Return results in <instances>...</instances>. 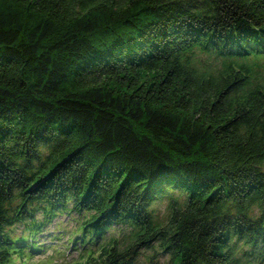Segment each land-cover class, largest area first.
I'll return each instance as SVG.
<instances>
[{"label": "trees", "instance_id": "obj_1", "mask_svg": "<svg viewBox=\"0 0 264 264\" xmlns=\"http://www.w3.org/2000/svg\"><path fill=\"white\" fill-rule=\"evenodd\" d=\"M261 59L264 0H0V264L64 214L87 264H264Z\"/></svg>", "mask_w": 264, "mask_h": 264}, {"label": "rangeland", "instance_id": "obj_2", "mask_svg": "<svg viewBox=\"0 0 264 264\" xmlns=\"http://www.w3.org/2000/svg\"><path fill=\"white\" fill-rule=\"evenodd\" d=\"M193 60L196 65L202 69H208L210 71H217L221 64V59L215 57L214 54L205 52L202 50H195L192 53ZM257 64L264 71V59L258 60ZM178 193H176L177 195ZM180 195V194H179ZM14 202L13 204H15ZM170 199L166 198L157 201L152 204L151 209L154 218L161 223H167L170 217ZM38 217H41L38 215ZM68 216L66 214L59 216L53 222L46 225V228L41 233L36 234V239L40 243H45L44 246H40L35 243L34 249L31 248V243L26 242L27 253L24 254V258L16 259V263L23 264H87L85 257L81 256L79 251L73 250L70 246L63 244L67 241L69 234L66 231H70L76 225V220L72 219L67 221ZM62 221L61 228H57L58 222ZM65 229L66 231H64ZM63 232V233H60ZM131 230L128 227L125 229H116L109 232V236L123 237V240H128V236ZM28 233L30 234L27 225L20 223L17 225L16 230L13 231L15 236H18V241L24 240ZM59 237H62L60 240ZM31 242V241H30ZM243 246V245H241ZM247 246H244L242 251H245ZM35 250V251H33ZM242 251L240 253H242ZM94 256H98L99 250L94 251ZM241 255V254H240ZM172 256L169 253H165L158 246V244H153L149 248H141L139 254L136 257L135 264H172Z\"/></svg>", "mask_w": 264, "mask_h": 264}]
</instances>
